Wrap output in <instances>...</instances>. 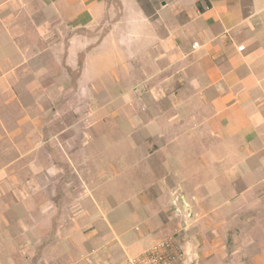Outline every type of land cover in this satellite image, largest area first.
Segmentation results:
<instances>
[{
	"label": "crops",
	"instance_id": "0c3cea01",
	"mask_svg": "<svg viewBox=\"0 0 264 264\" xmlns=\"http://www.w3.org/2000/svg\"><path fill=\"white\" fill-rule=\"evenodd\" d=\"M55 65L79 66L78 86L136 83L131 98L155 81L173 101L133 125L172 132L145 155L138 204L107 206L118 260L177 233L199 264H264V0H0L2 103L37 96V67ZM4 242L0 264H22L19 237Z\"/></svg>",
	"mask_w": 264,
	"mask_h": 264
},
{
	"label": "rangeland",
	"instance_id": "374dc122",
	"mask_svg": "<svg viewBox=\"0 0 264 264\" xmlns=\"http://www.w3.org/2000/svg\"><path fill=\"white\" fill-rule=\"evenodd\" d=\"M37 69V77L46 73L49 80L35 83L37 96L10 97L5 103L0 99L4 135L10 138L8 145H0V170L6 171L0 178L1 228L7 234L0 239L4 261L13 242L4 241L19 237L22 264L30 258L36 264H115L122 259L111 246L120 244L106 232L107 206L118 205L117 214H123L124 205L138 204L136 191L146 182L141 179L145 155H158L156 136L172 132L133 125L157 116L148 109L164 111L173 101H164L155 81L131 98L125 91L136 83L78 86L79 66ZM175 131L178 138L181 131ZM13 154L21 156L18 162L12 161ZM30 177L35 184L28 183ZM13 198L21 205H7ZM227 244L232 250L242 245ZM229 261L240 263L235 256Z\"/></svg>",
	"mask_w": 264,
	"mask_h": 264
},
{
	"label": "built area",
	"instance_id": "2783aa9c",
	"mask_svg": "<svg viewBox=\"0 0 264 264\" xmlns=\"http://www.w3.org/2000/svg\"><path fill=\"white\" fill-rule=\"evenodd\" d=\"M242 48L243 46H239V49ZM180 213L176 209L175 214ZM188 255L183 240L177 233H172L156 240L141 253L126 257L115 264H199L197 256L196 259L189 260Z\"/></svg>",
	"mask_w": 264,
	"mask_h": 264
}]
</instances>
